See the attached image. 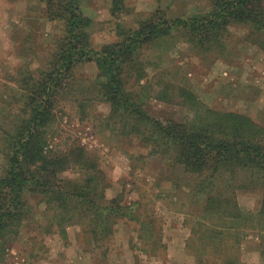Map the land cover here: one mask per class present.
<instances>
[{
    "label": "trees",
    "instance_id": "trees-1",
    "mask_svg": "<svg viewBox=\"0 0 264 264\" xmlns=\"http://www.w3.org/2000/svg\"><path fill=\"white\" fill-rule=\"evenodd\" d=\"M44 1L49 20H61L64 34L48 66L26 62L18 66L12 81L21 89L17 100L22 104L12 105L7 127L0 122V153L5 159L0 172V264H4L8 244L21 226L34 217L26 192L40 196L39 203L45 206L42 213L47 216L46 223L41 220V224L47 233L58 232L68 238V228L77 224L86 241L104 246L119 220L131 219L141 223L139 237L146 246L150 242L151 250L158 248L151 229L155 222L142 223L123 194L107 197L109 181L97 153L81 144L65 151L49 148L56 121L54 103L76 89L74 71L81 62L90 60L96 61L100 72L92 88L83 85L80 90L88 94L91 88L101 100L110 102L107 119L120 124L124 136H137L151 145L152 153L160 152L171 179L178 165L194 176L190 189L191 212L196 218L193 230L194 224L203 223L220 236L232 232L231 253L219 256L216 262L257 264L240 258L234 246L241 238L233 230L255 221L264 230V198L256 212L243 209L238 200L240 189H264V125L246 112L203 104L188 85L171 83L164 85L158 97L182 98L192 115L183 121L161 119L145 108V99L137 98L131 86L134 76L141 81L147 75L144 55L150 46L171 38H181L206 54L219 52L225 49L231 26L237 25L246 27L249 40L264 51V0H206L205 5H194L189 13L176 17H168L157 8L139 17L133 26L118 21L120 38L100 49L91 44L85 29L92 19L83 11V0ZM122 2L114 0L115 17L123 9ZM74 168L78 177L62 175ZM220 236L212 234L202 250L207 252L214 243L225 251V239ZM198 240L191 238L193 247ZM201 262L202 257L198 258Z\"/></svg>",
    "mask_w": 264,
    "mask_h": 264
},
{
    "label": "rangeland",
    "instance_id": "rangeland-1",
    "mask_svg": "<svg viewBox=\"0 0 264 264\" xmlns=\"http://www.w3.org/2000/svg\"><path fill=\"white\" fill-rule=\"evenodd\" d=\"M122 3V11L115 17L114 0L82 1L85 15L92 19L85 29L95 48L120 38L118 21L133 26L139 17L157 8L168 17H176L189 13L194 5L207 2L123 0ZM63 34V22L49 20L44 0H0L1 124L7 127L10 111L22 104L17 100L21 89L12 81L18 66L24 62L41 68L48 66ZM247 34L246 27L233 25L225 49L207 54L181 38L152 44L144 55L146 77L141 81L133 77L131 88L135 96L145 99L144 106L153 116L189 120L192 110L182 98L163 100L157 95L167 83L188 85L203 104L246 112L264 125V51ZM74 72L79 79L76 89L54 103L56 121L54 134L51 132L49 136V148L65 151L81 144L97 153L109 181L107 197L123 194L142 223L155 222L151 229L158 248L151 250L150 242L146 246L139 237L141 223L131 219L119 220L115 233L104 246L86 241L77 224L68 228V238L58 232L47 233L41 224V220L46 223L47 216L42 213L45 206L39 203L40 196L26 192L34 217L21 226L19 234L8 244L4 264H199L200 257L201 264H220L216 259L231 253L232 232L220 236L203 223L194 224L193 230L196 218L191 212L190 189L194 186V176L178 165L171 179L160 152L152 153L151 145L137 136H124L120 124L107 119L111 103L101 100L91 90L100 72L95 60L81 62ZM83 85L91 87L88 94L80 90ZM1 96L5 99L1 100ZM1 134L0 131V138ZM4 167L5 159L0 153V172ZM62 175L75 178L79 173L74 168L63 171ZM263 198L262 187L238 191L240 205L250 212L261 208ZM255 222L250 225H257ZM250 225L233 230L241 238L234 249L243 261L264 264V230ZM212 234L225 239L222 245L225 251L214 243L207 252L202 250ZM192 237L199 239L194 247L190 243Z\"/></svg>",
    "mask_w": 264,
    "mask_h": 264
}]
</instances>
